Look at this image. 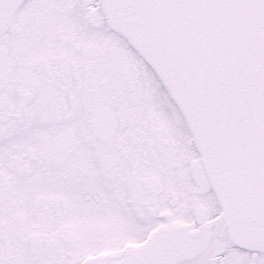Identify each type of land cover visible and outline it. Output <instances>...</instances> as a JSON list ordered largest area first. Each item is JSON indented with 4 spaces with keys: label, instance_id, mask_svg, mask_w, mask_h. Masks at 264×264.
<instances>
[{
    "label": "flooded vegetation",
    "instance_id": "af4514ba",
    "mask_svg": "<svg viewBox=\"0 0 264 264\" xmlns=\"http://www.w3.org/2000/svg\"><path fill=\"white\" fill-rule=\"evenodd\" d=\"M184 121L99 0H26L0 31V264L122 252L156 210L198 222L213 201Z\"/></svg>",
    "mask_w": 264,
    "mask_h": 264
},
{
    "label": "snow or ice",
    "instance_id": "6c2138e0",
    "mask_svg": "<svg viewBox=\"0 0 264 264\" xmlns=\"http://www.w3.org/2000/svg\"><path fill=\"white\" fill-rule=\"evenodd\" d=\"M107 6L115 23L136 27L171 61L205 128L213 204L191 226L151 212L147 226L138 222L132 232L144 239L160 225L148 244L89 264H264V0H107ZM207 233L215 247L202 262L197 249Z\"/></svg>",
    "mask_w": 264,
    "mask_h": 264
},
{
    "label": "water",
    "instance_id": "95a60500",
    "mask_svg": "<svg viewBox=\"0 0 264 264\" xmlns=\"http://www.w3.org/2000/svg\"><path fill=\"white\" fill-rule=\"evenodd\" d=\"M23 1L24 0H0V29L6 27L9 21L14 18ZM100 3L101 9L110 27L121 33L132 45H134V48L144 57L155 74L158 76L164 88L168 90L169 97L177 105L181 115L184 117L186 125L191 131L196 148L201 155L210 181V185L212 187V174L210 169L205 164L208 155V143L205 136V128L201 119L198 118L187 94L178 85L174 72L172 71L171 61L162 58L157 50L144 39V37L136 27H122L119 24L115 23L112 12L107 6V0H100ZM210 222L211 221H209V223ZM179 225L188 226L185 224ZM159 228L160 226H158L154 230H151L144 242L128 245L122 252L143 248L146 244H148L149 240L156 234ZM213 235L214 234L212 233H207L205 239L201 242L199 248L197 249V253L202 262H206L210 258V254L215 247V241L212 238ZM113 253L119 252H104L95 256H90L87 259L83 260L82 264H89V262L93 260L105 257Z\"/></svg>",
    "mask_w": 264,
    "mask_h": 264
},
{
    "label": "bare ground",
    "instance_id": "6f19581e",
    "mask_svg": "<svg viewBox=\"0 0 264 264\" xmlns=\"http://www.w3.org/2000/svg\"><path fill=\"white\" fill-rule=\"evenodd\" d=\"M26 0H24V2H25ZM99 2H100V0H99ZM100 6H101V3H100ZM19 11V10H18ZM103 12V11H102ZM16 14H17V12H16ZM16 14H15V16H16ZM15 16H14V18H15ZM14 18L13 19H11L10 21H9V23L6 25V27H4L3 29H0V31H5L6 29H8L10 26H11V24H12V22H13V20H14ZM113 29V28H112ZM113 30H115V29H113ZM116 31V30H115ZM121 34V33H120ZM122 35V34H121ZM123 36V35H122ZM126 40H127V38L125 37V36H123ZM128 41V40H127ZM134 46V45H133ZM164 87V86H163ZM165 91L168 93V90L167 89H165ZM169 94V93H168ZM171 99V98H170ZM174 103V102H173ZM175 104V103H174ZM175 106L177 107V105L175 104ZM177 109H178V107H177ZM179 110V109H178ZM179 112H180V110H179ZM184 118V117H183ZM188 127V126H187ZM189 129V128H188ZM189 131H190V129H189ZM190 133H191V131H190ZM192 135V134H191ZM193 138V137H192ZM193 141H194V139H193ZM194 144H195V141H194ZM195 147H196V145H195ZM197 149V148H196ZM198 150V149H197ZM198 153H199V151H198ZM199 155H200V153H199ZM200 159H201V162H202V164H203V161H202V158H201V155H200ZM203 169H204V171H205V174H206V176H208L207 175V172H206V168L204 167V164H203ZM201 196V195H200ZM195 197V196H194ZM201 203V202H200ZM205 207V206H204ZM207 208V207H206ZM191 212V211H190ZM174 223H177V224H185V225H188V226H191L192 224L191 223H186V222H174ZM148 237V236H147ZM145 241V239L142 241V242H144ZM141 243V242H140ZM126 248V247H125Z\"/></svg>",
    "mask_w": 264,
    "mask_h": 264
},
{
    "label": "rangeland",
    "instance_id": "374dc122",
    "mask_svg": "<svg viewBox=\"0 0 264 264\" xmlns=\"http://www.w3.org/2000/svg\"><path fill=\"white\" fill-rule=\"evenodd\" d=\"M48 2L53 0H47ZM38 9V4L34 3L30 5V11H28V16H32V20L35 18L34 15L36 14V11Z\"/></svg>",
    "mask_w": 264,
    "mask_h": 264
}]
</instances>
